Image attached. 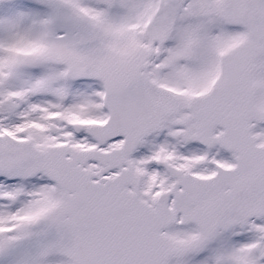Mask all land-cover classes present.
<instances>
[{
  "label": "snow or ice",
  "instance_id": "snow-or-ice-1",
  "mask_svg": "<svg viewBox=\"0 0 264 264\" xmlns=\"http://www.w3.org/2000/svg\"><path fill=\"white\" fill-rule=\"evenodd\" d=\"M0 264H264V0H0Z\"/></svg>",
  "mask_w": 264,
  "mask_h": 264
}]
</instances>
